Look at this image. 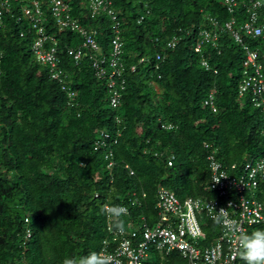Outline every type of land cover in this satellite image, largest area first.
Returning a JSON list of instances; mask_svg holds the SVG:
<instances>
[{"label": "trees", "instance_id": "trees-1", "mask_svg": "<svg viewBox=\"0 0 264 264\" xmlns=\"http://www.w3.org/2000/svg\"><path fill=\"white\" fill-rule=\"evenodd\" d=\"M30 1L12 0L0 27V264H62L66 257L100 252L109 237L104 206L128 208L121 218L125 228L142 217L152 225L158 186L179 199L213 197L206 160L210 150L204 144L216 150L224 165L264 157V117L247 95L238 94L243 49L218 31L215 47L205 44L200 54L193 50L200 33L213 28L203 14L221 26L230 18L220 0H111L123 23L125 65L116 108L109 105L108 74L102 81L94 77L87 50L74 63L65 49L80 45V37L69 29L59 31L49 17L44 26L57 40L58 62L53 69L36 60L34 31L25 18L17 21L20 7ZM81 1L69 0L70 18L96 31L100 52L108 54L112 32L107 12L91 18ZM235 16L236 25L245 21L242 7ZM173 38L177 44L168 48ZM246 42L252 48L259 44L250 38ZM140 58L144 61L138 63ZM131 66H136L133 72ZM58 70L62 83L51 79ZM211 91L217 113L202 105ZM68 92H75L74 98ZM166 124L172 128H163ZM102 128L112 137L120 133L109 146L111 167L104 158L107 150L93 149ZM132 194L138 199L134 205ZM256 198L264 205V178ZM26 229L31 237L23 245ZM203 230L205 244L219 235L215 221H206ZM253 230H264V225L247 232ZM154 255L145 264H186L177 253ZM235 264L246 262L239 257Z\"/></svg>", "mask_w": 264, "mask_h": 264}, {"label": "built area", "instance_id": "built-area-1", "mask_svg": "<svg viewBox=\"0 0 264 264\" xmlns=\"http://www.w3.org/2000/svg\"><path fill=\"white\" fill-rule=\"evenodd\" d=\"M50 1L51 14L59 31L69 29L82 40L80 46L67 48V55L77 62L84 50L92 53L90 60L94 76L97 79H105L108 74L107 87L111 93L110 105L113 108L118 107L120 104L118 89L122 90L125 82L122 77L125 65L121 58L122 42L118 36V27L113 28L115 37L111 40V50L108 54H104L100 52L101 49L95 40L96 31L90 32L71 20L68 15V6L61 0ZM100 5V0L91 1L92 14ZM223 5L231 15L230 18L224 22L223 26L216 19L208 18L213 28L200 33L201 39L194 46V51L201 52L205 44L215 47L218 41V31L227 32L244 52L242 80L238 85V94L240 97L247 95L252 105L259 109L264 117V20H260L259 17L261 3L258 0H249L246 3L245 21L241 25H236L237 20L233 15L237 1L223 0ZM24 14L35 32L36 39L32 45V51L37 60L42 64H49L53 69L56 68L57 40L46 33L42 22V11L33 2L30 9H24ZM245 38L258 40L259 44L252 48L245 42ZM176 41L174 38L167 44V47L173 48ZM157 59H159L158 56ZM143 61V58L139 60V62ZM202 65L209 70V65L205 60L202 61ZM134 70L135 66H131L130 71ZM60 73L59 70L53 71L51 77L62 82ZM214 73H216L215 70ZM73 95L69 92L70 97ZM202 105L214 113L217 111L213 91L203 100ZM116 122L119 123V120L116 119ZM162 127L168 130L172 128L170 124ZM118 136L119 132L112 137L110 132L102 129L97 132L93 142L94 151L107 150L104 158L109 160L108 167L113 165L112 150L109 146L110 143H117ZM204 147L210 150L206 160L209 171L208 188L213 193V197L179 199L173 192L163 186H158L155 194L156 219L154 223L149 225L142 217L137 225L129 223L121 233L113 227V218L107 216L106 230L109 237L103 241L101 250L117 257L119 264H145L152 252L161 257L177 253L186 261V264H235L240 257L236 254L235 237L226 230L223 224H218L219 235L210 243L205 244L206 235L203 226L206 221H215L216 214L211 212L209 207L213 208L216 213L221 209L226 210L228 217L236 220L246 231L252 226L264 225V205L256 198L259 184L264 178V157H253L241 165L235 163L224 165L215 157V149L208 144H204ZM173 161V155L167 157V166L170 167ZM124 167L129 170L130 175H133V171L127 165ZM218 180L219 182L216 183ZM142 197H145L144 193ZM137 201L138 199L132 194L130 204L134 205ZM24 222H28L27 218ZM30 237L31 231L26 229L23 245Z\"/></svg>", "mask_w": 264, "mask_h": 264}, {"label": "clouds", "instance_id": "clouds-1", "mask_svg": "<svg viewBox=\"0 0 264 264\" xmlns=\"http://www.w3.org/2000/svg\"><path fill=\"white\" fill-rule=\"evenodd\" d=\"M61 1L68 6V15H69V11H70L69 10L70 9V2H69V0H61ZM91 1L92 0H84L83 2L81 1V6H82V8H84V9H86L88 11V15L91 18H95V17L100 16L102 12L103 13L104 12H107V15L109 16L108 19L110 20L111 32H112V35H111L112 38L110 39V42H109V45L111 47V40L115 37L113 28H114V26H117L118 27V30H119V35L118 36H119V39H120V35H121V32H122V26L121 25L123 23H122V21L120 19H118V16H117L116 12L115 11H112V8H111L112 2H111V0H100L101 1V5L98 7V9L93 14H92V11H91V8H90ZM220 1H221L220 3L222 5V7L225 9V7L223 5V0H220ZM236 1H237V6L235 8V12L237 11V9L239 10V7H242L243 12H244V15H245V5H246V3H248L249 0H246V1L245 0H236ZM258 1H260V0H258ZM33 2H35L38 5V7L40 8V10L42 11V17H43V21L42 22H43V26L46 24L47 18L49 17V18L52 19V21L54 23V26L57 27L56 24H55V19H54V17L51 14V10H50V8H51V1L50 0H44L42 2L39 1V0H31L29 2V4L22 5L20 7L21 16L17 17V21H19V19L21 17L25 18L29 22L30 27L32 29L31 22L29 21V19L27 18V16L24 14V9H30L32 7V3ZM11 3H12V0H0V27L3 26L4 15L10 13V11H11ZM260 3H261V1H260ZM260 9H261V7H260ZM225 11H226V9H225ZM235 12L233 14L234 16H235ZM148 13H149V11H146L145 14L147 15ZM113 17L115 19H113ZM259 17H260V10H259ZM208 18H214V19H216L214 16H209L207 14H203L204 21L205 20L208 21ZM235 18H236V16H235ZM70 19L71 20H74L72 18H70ZM142 20H143V17L140 16L138 18L137 22L139 23ZM44 28H45V26H44ZM64 30H66V29H64ZM34 34H35V32H34ZM20 35H22V34H20ZM246 39H248V38H245L244 39L245 42H246ZM172 40H170L169 42H171ZM120 41H122V40L120 39ZM177 41H176V44H177ZM34 42H35V40L31 44V49H32V45H33ZM81 42H82V40L80 38V45H81ZM176 44H175V46H176ZM80 45H78V46H80ZM78 46H76V47H78ZM175 46L173 48H175ZM67 48H75V47H67ZM168 48H171V47H168ZM66 49H65V52H66ZM193 50H194V47H193ZM195 53H197V52H195ZM200 53L201 52H199L197 54H200ZM58 58L59 57H58V53H57V62H58ZM140 59H142V58H140ZM36 60H37V58H36ZM139 60H138V63H141V62H139ZM204 60L206 61V59H202L201 60V65H202V61H204ZM73 61H74V63L78 64L81 60H78L76 62L73 59ZM202 67L204 68L203 65H202ZM209 69H210V67H209ZM62 76H63V74L61 72L60 73V78H61V81L63 82ZM66 77H68V76L66 75ZM51 79H53V78L51 77ZM53 80L56 81L57 79H53ZM98 80H101L102 81V80H106V79H98ZM124 81H125V79H124ZM62 82H60V83H62ZM124 86H125V82H124ZM72 93L75 94V92H72ZM74 96L75 95H73L72 97H70L69 96V92L67 94V97L68 98H74ZM110 97H111V93L109 91V105H110ZM215 106H216V104H215ZM216 109H217V107H216ZM212 113H214V112H212ZM215 113H217V111ZM116 119L119 120V118H117V117L115 118V124L116 125H119L120 124V120H119V123H117L116 122ZM102 129H104V128H102ZM102 129H99L98 131H100ZM104 130H106V129H104ZM117 132H119V131H117ZM119 135H120V133H119ZM218 182H219V180L216 183H218ZM229 207H231V205H229ZM209 210L211 212H214L216 214L215 217H214L216 223L217 224H223V226L226 228V230L232 236L235 237V240H236V243H237L236 254L239 255L242 259H244L245 262H246V264H264V230H253L251 233H249L236 220L230 219L228 217V213H227L226 210L221 209L218 213H216L214 211V209L211 208V207H209ZM103 211H104V213L107 216L113 218L115 228L119 232L123 233L124 232V228H125V224H124L123 219H121V218L124 217V216H126V215H128V211H129L128 208L126 206H122V205H105L104 208H103ZM62 264H119V261H118L117 257H115V256H113L111 254H108L104 250H101L100 252L93 251V252L88 253L85 256H80V257H66L62 261Z\"/></svg>", "mask_w": 264, "mask_h": 264}, {"label": "rangeland", "instance_id": "rangeland-1", "mask_svg": "<svg viewBox=\"0 0 264 264\" xmlns=\"http://www.w3.org/2000/svg\"><path fill=\"white\" fill-rule=\"evenodd\" d=\"M203 245V244H202ZM155 253L154 252H152L151 254H150V257H154L155 255H154Z\"/></svg>", "mask_w": 264, "mask_h": 264}]
</instances>
